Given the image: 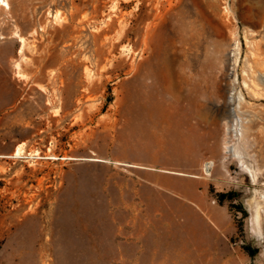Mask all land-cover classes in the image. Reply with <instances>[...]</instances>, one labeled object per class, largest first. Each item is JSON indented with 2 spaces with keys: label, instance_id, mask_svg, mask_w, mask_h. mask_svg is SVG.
I'll return each instance as SVG.
<instances>
[{
  "label": "rangeland",
  "instance_id": "rangeland-1",
  "mask_svg": "<svg viewBox=\"0 0 264 264\" xmlns=\"http://www.w3.org/2000/svg\"><path fill=\"white\" fill-rule=\"evenodd\" d=\"M7 1L8 9L0 1V264H224V247L205 253V216L144 179L167 169L197 174L196 188L235 225L227 240L234 263L264 264V212L261 231L255 222L264 164L251 157L264 161V142L254 134L242 142L228 102L244 91L247 60L261 69L264 0ZM58 12L75 15L69 28L50 39L34 34ZM19 34L36 38L38 49L25 50L24 76ZM246 102L253 111L264 99ZM228 143L260 168L257 181L226 152Z\"/></svg>",
  "mask_w": 264,
  "mask_h": 264
},
{
  "label": "bare ground",
  "instance_id": "bare-ground-1",
  "mask_svg": "<svg viewBox=\"0 0 264 264\" xmlns=\"http://www.w3.org/2000/svg\"><path fill=\"white\" fill-rule=\"evenodd\" d=\"M1 1V5L4 6L5 9H8L10 8V4L7 0H0ZM35 2V1H34ZM38 2V1H36ZM42 3L46 2V0H41ZM32 6V5H31ZM1 7V6H0ZM36 8V7H35ZM34 8V9H35ZM42 8V7H41ZM74 8V7H73ZM73 11V10H72ZM36 16V15H35ZM62 16V15H61ZM59 12L55 14V17H54V20H53V23L54 24H51L49 22H46L45 24H41V27L40 29H34V34H38L39 36L41 35L42 36V39H43V36H47L49 39L50 38H55L58 34H60L61 32L65 31L67 28L70 27L71 25V22L72 20H74L75 18V15L73 14L71 16V19L68 20L67 19H64L63 17H61ZM65 17V16H64ZM67 17V16H66ZM38 20V19H37ZM40 21V20H39ZM79 21V20H78ZM39 23V22H38ZM78 23V22H77ZM83 20H80L79 21V26H76L74 28H76V30L79 32L83 25ZM76 24V23H75ZM74 25V24H73ZM35 26V25H34ZM86 26V23L85 25ZM83 26V27H84ZM126 27V26H125ZM85 29V28H84ZM253 31V30H252ZM97 32H100V31H97ZM80 33V32H79ZM106 34V33H105ZM253 34V33H252ZM33 35V33H32ZM82 35V34H81ZM105 37V36H104ZM45 38V37H44ZM83 38V37H82ZM109 38V37H108ZM107 38V40H108ZM35 39L34 38V41H29L30 39H28L26 36L24 35H20L19 34V41L21 42V45H20V48H19V54H20V59L17 61L16 63V67L18 68V74L20 76H24L25 73H23L21 71V62L22 61H25L27 62L28 61V57L26 54H25V50L28 49V50H31V51H35L36 49V44H35ZM146 39V38H145ZM79 40V38H78ZM81 40V39H80ZM87 40V39H86ZM85 40V41H86ZM38 41V40H37ZM52 41V40H51ZM56 41V40H55ZM111 41V40H110ZM113 41V40H112ZM251 41H249L250 43ZM54 43V42H53ZM237 43V42H236ZM254 43V42H253ZM49 44V42H48ZM94 44V43H93ZM104 44V43H103ZM113 44V43H112ZM252 44V43H251ZM257 44V42H256ZM52 45V44H51ZM65 45V44H64ZM105 45V44H104ZM109 45V43H108ZM145 45V44H144ZM259 45V44H258ZM257 45V46H258ZM237 46V44H236ZM238 46H239V43H238ZM237 46V47H238ZM254 46V45H253ZM260 46V45H259ZM258 46V47H259ZM125 47V46H124ZM127 47V46H126ZM125 47V49H126ZM128 49V48H127ZM256 49V48H254ZM38 50V49H36ZM44 50V49H43ZM54 50V49H53ZM258 50V48H257ZM124 51V49H123ZM130 51V50H129ZM32 52V53H33ZM40 52V51H39ZM254 52V51H253ZM256 52V50H255ZM36 53V52H35ZM50 53V52H49ZM259 53V52H258ZM264 52H262L261 54H263ZM45 54V53H44ZM180 54V53H179ZM182 54V53H181ZM252 54V53H251ZM254 54V53H253ZM256 54V53H255ZM36 55H38V53H36ZM40 55V54H39ZM262 55H260L259 57H261ZM44 57V56H43ZM238 57V55H237ZM236 57V58H237ZM258 57V56H257ZM263 57V56H262ZM262 57L260 58L261 60H263V63H264V59H262ZM180 58H182V56H180ZM229 58V57H228ZM228 58H226L228 60ZM255 58H256V55H255ZM254 58V59H255ZM69 59V58H68ZM230 59V58H229ZM31 60V59H30ZM42 59H40L41 61ZM179 60V59H178ZM226 60V61H227ZM39 61V62H40ZM65 61V60H63ZM248 63L246 66V69L243 68V86H244V91L241 90L238 94V97L237 99H235L232 96H230L231 98L229 99V104L231 105L229 108H230V111L232 113H238V119L237 121L240 123V134H241V137L244 141L242 142H245V143H248L249 142V137L251 134H254L255 135V138L257 139V141L259 142H264V130H261L260 126H259V129L256 130L257 126L259 125L260 122H262L264 120V116L262 115V113L264 112V104L263 106H260V109L256 108L255 110H252L253 111H250L249 108H245V104L247 103V97L251 98V99H254L256 101H259V100H263L264 99V64L262 65L261 64V69H257L254 67V65H252L249 61L250 60H247ZM257 61V60H256ZM29 62V61H28ZM35 62V61H34ZM43 62V61H42ZM181 62V61H180ZM223 62V61H222ZM229 62V61H228ZM259 62V61H258ZM63 63V62H62ZM40 64V63H39ZM38 65V64H37ZM256 65V64H255ZM227 67V66H226ZM24 68V67H23ZM37 68V67H36ZM39 68V67H38ZM87 68V67H85ZM88 69V68H87ZM90 70V69H89ZM59 71V70H58ZM86 73H89V72H86ZM91 73V71H90ZM49 75V74H48ZM60 75V74H59ZM88 75V74H87ZM91 74H89L90 76ZM51 78H55L56 76H58V72H56L54 69L52 71H50V75H49ZM91 77V76H90ZM89 77V78H90ZM35 78V77H34ZM59 78V77H58ZM62 79V77H61ZM61 81V80H60ZM57 81H55L56 83ZM177 82H180V81H177ZM178 86V85H177ZM41 87V86H40ZM43 88V87H42ZM60 88V87H59ZM181 88V86L179 87ZM178 90V89H177ZM180 91V90H179ZM57 93V92H56ZM235 93V92H234ZM55 94V93H54ZM233 94V93H232ZM58 95V94H57ZM184 95V94H183ZM179 102L182 101V99L180 97H178L177 99ZM238 101V104L236 107H232V105ZM262 105V104H260ZM257 106V105H256ZM253 107V106H252ZM203 118V117H202ZM238 124V123H237ZM262 126V125H261ZM263 127V126H262ZM238 133V132H237ZM253 136V135H252ZM251 142V141H250ZM264 144V143H263ZM249 145L251 144H248L247 147H249ZM23 147L22 145H19L16 149V155H19L22 151ZM226 152L228 154H232L236 157H238L239 161L241 162V166H243V169L246 170L247 172H249L255 181H257L259 179V169L260 168H256L255 170L247 163V161L244 159V156L243 154L241 153V151L236 148L233 144H227L226 146ZM251 157L254 158V160L258 161L259 162V166L263 165L264 164V161L262 160V158H260V154L258 156V154H251ZM259 157V159H258ZM94 159H101V158H94ZM213 162H208L205 166V170H206V173L207 174H211V171H210V168L212 166ZM264 196V195H263ZM20 210V208L18 209ZM263 212H264V205L263 204H258L257 206V209H256V216H255V222H256V225L258 226L259 230L261 231L262 230V227H261V221H262V215H263ZM48 220V219H47ZM50 224V222H49Z\"/></svg>",
  "mask_w": 264,
  "mask_h": 264
},
{
  "label": "crops",
  "instance_id": "crops-1",
  "mask_svg": "<svg viewBox=\"0 0 264 264\" xmlns=\"http://www.w3.org/2000/svg\"><path fill=\"white\" fill-rule=\"evenodd\" d=\"M131 160L130 164L132 165L151 164L150 160L139 158ZM196 178H198L197 174L175 169H167L164 175L146 174L144 177L149 183L164 189L182 208L197 210L203 214L207 219L206 226L211 235L205 253L215 257L222 252L221 247H224L225 251L222 253L224 254L222 256L224 264H236L232 256L229 255V249L227 250L229 247L227 240L236 232L235 225L229 223L226 217L221 215V209L209 202L206 190L196 188Z\"/></svg>",
  "mask_w": 264,
  "mask_h": 264
},
{
  "label": "trees",
  "instance_id": "trees-1",
  "mask_svg": "<svg viewBox=\"0 0 264 264\" xmlns=\"http://www.w3.org/2000/svg\"><path fill=\"white\" fill-rule=\"evenodd\" d=\"M220 196H221V199L223 200V199H225V197H226L227 195L222 193ZM245 248H246L247 250H249L248 247H245ZM249 252H250V251H249ZM252 252H253V251H251V253H252ZM252 254H255V253H252Z\"/></svg>",
  "mask_w": 264,
  "mask_h": 264
}]
</instances>
